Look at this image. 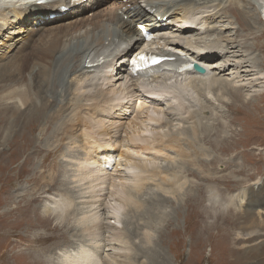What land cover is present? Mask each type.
Instances as JSON below:
<instances>
[{"label":"bare ground","instance_id":"6f19581e","mask_svg":"<svg viewBox=\"0 0 264 264\" xmlns=\"http://www.w3.org/2000/svg\"><path fill=\"white\" fill-rule=\"evenodd\" d=\"M29 1L37 7L42 8L26 9V6H24L26 2L24 1L0 0V56H4L5 53L10 54V56L16 55L23 44H27V41L29 39L31 40L32 33L41 32L46 28H57L58 30L63 29L64 33L60 39L51 41L45 49L42 48L41 44L35 46V52L40 51V53L42 55L44 54V56L46 55L47 58L45 59L43 56L39 59L36 57L35 59L33 58L31 66L29 65L30 70L27 68L29 70L28 74L25 73L28 78V82L26 83V100L15 102L18 104L21 103L24 105L22 108H26L25 104L30 100L32 101L33 106L27 111L28 114L25 115V120H38L40 115L37 112V108L41 105L42 108L46 109L42 117L47 116V118L55 116L54 113H58L57 115L61 118L69 112L73 113V110L83 109V111L87 113L86 116L88 115L92 117L93 120L97 116L96 114L102 115L104 111L108 114V118L113 117L117 119L116 121L97 118L96 120H98L100 125L102 124V129H107L102 132V129L94 126L96 130L98 129L97 131L100 130L102 132L99 136L93 135L91 130V132L85 131L86 134L83 139V144L85 146L84 153H86V156L78 157L77 161H74L70 167L67 165L70 168L69 170L72 171V173L69 174V177L71 178L68 179V182L70 180L73 187L75 189L78 188L79 196L84 199V201L77 199L80 202H83L84 208L81 209L79 214L84 215L78 216L75 219L77 225L82 227V230L80 229L79 231L86 234L88 241L87 244L92 240V236L96 233L95 230L100 232L103 221L100 219H106L107 221L110 220L112 225L115 226V223L120 221L119 217L123 213L125 205H128L127 208H129L130 212H133V217L136 216V219L139 216L138 211H145L148 220L153 219L155 216L157 206L159 208L165 203H168L171 199H174V204H177L175 209L179 208L183 201L188 208L187 212H189V216H192L194 210V201H192V197L194 193L192 191V193L183 192L182 195L184 197L187 196L184 201V197H180L179 192L183 188V185L186 184V179L177 187L175 184L180 181V177L183 176L182 173H185L187 176L192 175L193 177L198 178L196 175L198 171L197 169L201 165L202 169L205 171L204 174L209 175L211 169L209 170L207 168V163L213 164L214 159L217 156H211L213 159H210L208 162L205 161L206 159H198L197 156H204L206 150L201 147H192V141H190V139L187 140V138H181L176 133L155 136V138L149 140L151 137L146 135V133L150 132L148 126L152 127L154 125L153 123H157L158 125L156 124L155 127L159 129L161 128V123L172 121L170 115L167 114L166 116V113L165 121L160 120L157 115L149 114V109H152L153 112H156V110L159 109L161 110L162 102L165 100V102L167 104L170 103L176 111L174 116L176 114L182 122L186 123L190 120H197L195 110H190L191 106L197 105L195 103H189L190 101L195 102L191 91H193L194 88H197L198 90L196 94L201 92L204 93L207 90L210 91V93L217 91L219 94L220 91L217 89V86L222 87V93L219 94L220 97L218 99L222 104H225V107L227 108H231L232 104L231 102L224 101V99H226L225 94H232L234 99L242 103L245 102L247 104L250 102L237 93L236 90H241L245 85L251 87L253 77L258 79V84L264 83L263 80L261 81V79L264 78L263 66L256 65L258 64L257 62L255 65H246V62H248L246 59L250 53L244 55L243 60L239 59L241 55L238 59L232 60L234 64L231 65L230 63H224V61L223 63L217 61L214 63L211 62L212 59L220 57L222 54L226 53L225 51L230 49L233 44L231 43L230 37L222 34L221 29L216 27L221 21L222 23L226 22L224 21L223 14L228 16L227 19L232 18L230 14L224 12L226 7H229L231 11H228L231 12L235 19H238V21L241 22L239 24L242 29L252 26L251 21L253 19V14L250 10L249 12L251 14L247 11V9L251 8L248 0H110L111 3H109L108 6L96 9L93 13L92 11L87 13L86 9L93 4L99 3L100 0H56L45 5H37L34 1ZM256 4L257 10L259 9L264 13V10L261 8L262 6L258 4V1H256ZM210 8H213V10L210 11ZM83 12H85V14L81 15ZM102 12L103 14H100ZM216 12L221 14L218 16V21L215 20V25L212 26L210 23H212V16L216 14ZM41 22L44 23L43 26L34 25V23L37 24ZM138 26H143L146 31H150L153 34V40L143 43L141 41V28L139 29ZM216 29L219 31L216 32L217 37L214 43L210 44L208 42L207 44L197 45L196 47V37L197 40L199 38L202 39L203 36L201 35L208 36L214 30L216 31ZM173 30H176L177 34H171L170 32H173ZM9 34L16 36H11ZM43 38L45 39V37ZM202 40L207 41L205 38ZM125 42L128 43L125 45ZM254 46L258 47V44H254ZM108 50H114V52L103 63L96 66L88 65L87 61L89 57H95L99 53L108 55ZM165 50H169V52L173 54L177 53L176 55L181 58L184 57L198 62L203 68H205V72L200 74L195 70L187 69L181 71L166 70L153 73L148 77L137 76L134 74L131 69V62L135 56L144 52L153 53ZM225 55L226 54H224V57ZM236 56L237 54H231L232 58ZM10 60L12 61V59ZM5 62H0V64L2 65V63ZM12 64L13 63H11V65ZM216 65H218V67H212ZM6 66L7 65H5V70L7 68ZM10 66L9 68H12L13 65ZM104 69L105 71H103ZM230 69L236 70L234 75H238L234 78L226 79H222L219 76L221 73L224 74ZM30 75H32L31 78H29ZM195 80L197 81L196 85H194ZM221 80L225 85H222ZM16 87L15 84L14 87H10V89L12 88L11 91L16 93L18 91ZM188 87L191 88L190 92L187 90ZM194 92L196 91L194 90L193 93ZM247 92L249 91L247 90ZM207 95L209 94L207 93ZM183 97L189 101L188 104L183 102ZM205 97L207 99L206 101H209L210 107L212 105L210 98L207 96ZM177 100L181 102L178 104L172 102ZM133 103L136 104V112L126 124V128L123 131V137H125V139H122L120 142L122 149L120 152H117L119 149L117 142L116 144H112L109 140H111V138H115L114 140H116L117 137H120V131L125 125L124 122L120 121L127 118L128 112L133 111V109L128 111L131 107L126 108L127 106H125V104L132 105ZM18 104L16 105L17 108ZM170 105L168 108H170ZM3 106L1 108L5 109L7 105ZM170 110L172 111V109ZM180 110H187V116L182 117V114L179 112ZM114 111L116 113L112 114ZM94 113H96V116H92ZM217 115L221 116L220 114ZM91 120L89 125L92 123ZM194 123L195 126H190L193 138H198V140L202 139L200 141L209 143L213 148L216 147L217 150H220L221 153L236 151L238 147H241V144L242 146H245L240 138H235L232 142L227 139H221L219 136L212 138L211 132L206 125L200 123L196 124L197 122L195 120ZM165 124L162 125L165 126ZM39 125L41 126V131L48 129V125L45 121L39 122ZM107 125H109V127H107ZM65 128L66 127H57L55 130L60 129L62 133ZM108 129L109 131H107ZM159 130L157 134L160 132ZM199 130L202 133L201 137L198 136ZM188 131V129L184 128L182 133H187ZM240 134L241 131L235 135L237 136ZM103 135H106L107 137L103 138ZM163 136L167 137L164 138ZM92 142L97 143V145L91 146ZM69 143L71 144L72 142ZM72 144L74 145L75 143ZM184 145H187V147L190 148L185 149ZM103 150H107V157L105 160L99 161L93 159V156H97L98 153L102 155ZM168 150H173L181 159L187 158L185 161H190L191 164L195 165L196 170L195 168L187 167L183 169V172L180 171V175H178L177 172L173 171V168H163V170L148 166V161H151L153 157L173 159ZM192 154L195 156L192 157ZM101 155L98 157L101 158ZM219 160L220 159L217 161ZM246 170L245 165L242 163L237 169L233 168L230 173H236V175L239 173L244 174L243 182L245 183L248 179H251L250 177L256 176L255 173L258 172V168H256L255 171L253 170L252 172H247V174H245ZM204 180L210 182L215 181V183L223 185L222 187H219L220 189L216 190L219 197H222L223 193L230 191L233 187L231 184V176L229 175L205 177ZM256 184H260L259 188L256 187ZM151 185L160 188L161 192L159 195L156 193L157 195L154 194L152 199L147 197L148 199L140 201L138 196ZM174 185L175 187L172 188ZM117 186L124 187L125 190L121 191L119 187L116 189ZM204 187L206 186L196 185L197 191L200 195L205 193L203 190L205 189ZM103 189L105 190V194L103 193ZM193 189L194 188L192 187L190 190ZM106 195L109 196V198L107 197V200L106 198H103V196L106 197ZM260 195L261 202L258 203V208L259 205L262 206L264 204V181L259 179L254 186L241 187L238 192L230 196L228 201L229 206H234L235 201L252 205L254 201H258ZM56 202L61 203V201L52 198L51 203H53V205H51V208L52 206L55 208L54 205H57ZM80 204L81 203H79V205ZM210 205V209L213 211L215 210L219 212L221 210H227L226 207L224 208L221 206L219 200L212 201V204ZM81 206L82 205H80V207ZM76 207V209H78V205H76ZM103 208L108 209L104 210V212ZM263 209L264 208L261 210ZM232 210L234 211L235 209ZM242 211L246 210L243 209ZM140 214L142 213L140 212ZM245 215L248 217L246 219H252L254 224H260V221H263L264 223V217L261 219L255 217L254 210H247ZM160 218H162V216ZM219 218L229 221L225 215ZM237 227L240 229L238 225H236V228ZM74 232L76 233L75 230ZM144 232V237L146 238L145 241L148 242L150 235L148 231ZM253 232L258 231L253 230L250 231V233L245 234L248 238H244V234L239 232L238 239L236 240V242L248 243L247 246L243 247V250L240 248L241 253L247 255L246 264H253L256 261L259 263L264 262V242H259L258 240L257 243H253L254 240L260 237V235H251ZM109 233L111 234V243L116 244V242L120 241L119 231L115 233L109 231ZM126 236L127 235L125 234L124 237ZM94 244L95 243H93V245ZM148 246L149 245H140V247L144 248ZM149 248L151 249V246H149ZM114 249L117 250L116 248ZM97 253L99 254V248H97V246L90 249V246L89 248H86L85 245L80 244L75 247L74 253L70 252L68 254L70 257L68 259L72 262L74 259L72 256L76 255L77 258L80 256L81 263L87 262L86 264H101L102 259L100 260V256ZM105 255L107 257L109 256L108 254ZM71 257L73 259H71ZM160 257L161 256H159V258ZM77 260L79 261V259ZM158 264L161 263L159 262Z\"/></svg>","mask_w":264,"mask_h":264},{"label":"rangeland","instance_id":"374dc122","mask_svg":"<svg viewBox=\"0 0 264 264\" xmlns=\"http://www.w3.org/2000/svg\"><path fill=\"white\" fill-rule=\"evenodd\" d=\"M19 1L22 2L25 0ZM256 1H258V4L261 5V8L264 10V0ZM256 1L248 0L251 8L247 9V11L249 12L250 10L253 14V19L251 21L252 26L244 29L240 27L239 23L241 22H239L238 19H235L231 12L228 11H231V9L229 7L225 8L226 10H224V12L230 14L232 18L227 19L228 16L223 14L224 21L226 22L222 23L221 21L218 24L216 22V27L221 29L222 34L230 37L231 43H233V49L230 47V49L225 51V57L224 54H222L220 57L212 59V63L216 61L223 63L224 61V63H230L231 65L234 64L232 60L238 59L240 55L241 57L239 59L243 60L244 55L250 53L247 56L246 60L248 62H246V65H255L257 62L258 64L256 65H261L264 68V13L259 9L257 10ZM109 3H111L110 0H100L99 3L89 6L86 9L87 13L90 11L93 13L94 10L106 7ZM24 6H26V9L42 8L30 3L29 0ZM209 10L212 11L213 8H210ZM83 14H85V12L81 15ZM100 14H103V12ZM220 14L221 13L216 12V14L212 16V23H210L212 26L215 25V20L218 21V16ZM34 25L43 26L44 23H34ZM217 31L219 30H214L208 36L201 35L203 36L202 39L205 38L207 41L200 38L197 40L196 37V47L197 45H204L208 42L210 44L214 43L216 41ZM41 32L32 33L31 40L29 39L27 41L28 45L26 43L23 44L20 48L21 51L19 49L16 55L10 56V54L5 53L4 56H0V62H5V60L7 62V64L6 62L2 63L3 67L0 64V264H78V262L79 264H86L87 262H80V256L79 258H77L76 255L72 256L74 259L71 257V259H73L72 262L74 263L68 259L70 258L68 254L70 252L74 253L75 247L80 244L85 245L86 248H89L90 246V249L97 246V248H99V254H97L100 256V260L102 259L101 264H158L159 262L161 264H246L247 255L242 254L240 248L243 250V247L247 246L248 243L236 242L238 239L237 237L239 236L238 233L242 232L244 238H248L245 234L250 233V231L253 230L258 231L253 232L251 235H260L261 239L259 237L254 240L253 243H257L258 240L259 242H264L263 221H260V224H254L252 219L247 220L246 218L248 217L245 215L247 210H254L255 217L261 219L264 217V209L261 210L264 208V204L262 206L259 205L258 208V203L261 202V195L258 197V201H254L252 205L235 201L234 206H229L228 201L230 196L238 192L241 187L254 186L259 179L264 181V83L258 84V79L251 75L253 77L251 87L245 85L241 90H236V92L242 95L247 101H250L247 104L234 99L232 94H225L226 99H224V101L231 102V108L225 107V104H222L218 99L220 97L219 94L222 93L221 86H217V89L220 91L219 94L217 91L210 93V91L207 90L204 92L205 95L203 92L196 94L198 90L197 88L193 89V91H196L194 93L190 90L191 88H187V90L189 92L191 91V94H193L192 96L194 97L195 102H189L185 97H183L184 99L182 98V100L185 104H188V102L190 104H197L190 107V110H195L197 114V120L194 119L197 122L196 124L200 123L206 125L211 132L212 138L219 136L221 139H227L230 142L235 138H240L241 142L245 144V146H242L241 144V147H238L236 151H231L229 153H221L216 147L213 148L209 143L200 141L202 139H194L190 130V126H195L194 120H190L186 123L179 120V117L176 114L174 116L176 111L170 103H168L170 105V108H168L169 105L165 100L163 101L165 103L162 102L161 110L159 109L156 110V112H153L152 109H149V114L157 115L160 120L165 121V113L166 116L167 114L170 115L172 120L169 122L167 121L168 123L165 122L166 124L164 122L161 123L160 130L155 127L157 123H153L154 125L152 127L148 126L150 132L146 133V135L151 137L149 140H152L155 136L176 133L181 138H187V140L190 139V141H192V147H201L206 150V156H197L198 159H206L205 161L208 162L210 159H213L211 156H217L214 159L213 164L207 163V168L209 170L211 169L209 175L204 174L205 171L202 169L201 165L197 169L198 171L196 175L198 178L193 177L192 175L187 176L185 173H182L183 176L180 177V181L175 184L177 187L186 179V184L183 185V188L179 193L180 197L183 196V192L194 193L192 197V201H194L193 214L192 216H189V212H187L188 208L183 201L180 204L181 206L175 209L177 204L175 205L174 199H171L163 206H160L159 208L157 206V211H155L158 215L155 214V218L153 217V219L147 220L145 211H140L142 214L138 211L141 218L138 216L137 220L136 216H134L135 218L133 217V212H130L129 208H127L128 205H125L124 211L120 216L121 218L119 217L120 221H118V223L116 222L115 226L112 225L110 220L107 221L106 219H100L103 220L102 228L100 229V232L95 230L96 233L92 236L93 241H89L91 244L88 243V246L86 234L79 231L80 229L82 230V227L77 225L75 219L78 216L84 215L79 214L81 209L84 208L83 202L80 201H84V199L79 196L78 188L76 187L77 189H75L70 180L68 182V179L71 178L69 177V174L72 173V171L69 170V167L74 161H77L78 157L86 156V153H84L85 146L83 144L86 132L91 130L92 132H90L93 135L99 136L107 129L103 128V130L101 127L102 124L100 125L96 119L105 118L116 121L117 119L113 117L108 118V114L104 111L102 115L94 113L92 116H97L93 120L92 117L88 115L86 116L87 113H85L83 109L73 110V113L69 112L70 114H65L61 118L57 115L58 113H54L55 116L47 118V116L42 117L46 109L42 108L41 105L37 108V112L40 115L38 120H25V115L28 114L27 111L33 106L32 101L30 100L25 104L26 108H22L24 105L21 103L18 104L15 102L26 100V83L28 82L26 74H28L30 70L33 58L35 59L36 57L39 59L42 58V56L45 59L47 58V56H44V54L42 55L40 51H37L39 54L35 52V46L41 44L42 48L45 49L51 41L60 39L64 33L63 29L58 30L57 28H46ZM170 33L173 35L174 33L177 34L176 30H173V32L171 31ZM9 35L16 36L13 34ZM43 37H45V39ZM253 43L258 44V47H255ZM231 54H237V56L232 58ZM17 56H20L21 58ZM10 59H12V61ZM11 63H13L12 65L14 67ZM5 65H7L6 70ZM10 65L13 69L9 68ZM212 67L215 68L218 67V65ZM103 71H105V69ZM235 71L236 70L234 69H230L228 72L224 74L221 73L219 76L222 79L234 78L238 75H234ZM31 77L32 75L29 76V78ZM262 80L264 81V78L261 79V81ZM14 84L15 87L18 86L16 87L18 89L16 93L11 91L12 88L10 89V87H14ZM196 84L197 81L195 80L194 85ZM222 85L225 84L222 82ZM247 90L249 92H247ZM207 93L209 95H207ZM205 96L210 98L212 104L210 107V103L209 101H206L207 99ZM172 102L178 104L181 101L177 100ZM17 104L18 108L16 107ZM3 105H7L5 109H3ZM2 106L3 108H1ZM125 106H127L126 108L131 107L128 111H131L132 109L133 111L128 112L127 118L120 121L125 123L120 131V137H117L116 140H114L115 138L109 140L112 144H116L117 142V146H119L117 152H120L122 149L120 142L122 139H125V137H123V131L126 128V124L136 112L135 103L132 105L125 104ZM170 109H172V111ZM115 111L112 114L116 113ZM179 112L182 114V117L187 116L188 114L187 110H180ZM217 114H220L221 116H218ZM90 120L92 121L91 125H89ZM44 121L47 123L48 129L41 131L39 122ZM162 124H165V126ZM94 126L102 129V132L100 130V132L97 131L98 129L96 130ZM57 127L66 128L61 133L60 129L55 130ZM107 127H109V125H107ZM184 128L189 131L187 133H182ZM109 129L107 131H109ZM158 130L160 131V135L159 133L157 134ZM240 131L241 134L236 136L235 134ZM198 136H202L200 130ZM104 137L107 136L103 135V138ZM163 137L166 138L167 136ZM69 142L75 144L73 145ZM95 145H97V143H91V146ZM184 148L189 149L190 147L184 145ZM168 152L173 159L153 157L151 161H148V166L158 169L173 168V171L177 172L178 175H180V171L183 172V169L187 167L195 168L196 170L195 165L191 164L190 161H185L187 158L181 159L173 150H168ZM106 153L107 150H103L102 155L98 153L97 156H93V159L99 161L105 160L107 157ZM61 155H64L65 157H62ZM99 155L102 157H98ZM194 156L195 155L192 154V157ZM218 159L220 160L217 161ZM242 163L247 169L245 174H247V172H252L253 170L255 171L256 168H258V172L255 173L256 176L250 177L251 179H248L245 183L243 182L244 174L239 173L236 175V173H230L233 168L237 169ZM218 175H229L232 180V189L223 193L222 197H219L216 191L220 189L219 187L223 186L222 184H217L215 181L210 182L204 180L205 177H218ZM175 185L172 188H174ZM196 185L206 186L204 187L205 189H203L205 192L203 195L199 194ZM259 186L260 184H256V187L259 188ZM118 187L121 191L125 190V188L121 186H117L116 189ZM192 187L194 189L190 190ZM160 192V188L151 185L146 188L138 198L140 201L148 198L152 199L154 194L159 195ZM103 193L105 194L104 189ZM107 197L109 198L108 195H106V197L103 196L106 200ZM186 197L187 196L184 197V201ZM52 198L61 201V203L58 202L59 204L56 202L58 206L54 205L55 208L53 206L51 208V205H53V203H51ZM214 200H219L221 206L224 208L226 207L227 210H221L219 212L211 210L210 204H212V201ZM79 203H81L80 205L83 207H80ZM76 205H78V209H76ZM231 208L235 210L233 211ZM107 209L103 208V211ZM243 209L246 211H242ZM224 215L227 216L229 221L219 218ZM161 216L162 218H160ZM236 225H238L240 229H238V227L236 228ZM117 230L120 233V241L113 244L110 241L111 234L109 231L115 233L118 232ZM144 231H148L150 235L148 242L145 241L146 238L144 237ZM125 234L127 235L126 237H124ZM92 242L95 244L93 245ZM140 245H149L151 246V249L149 246L144 248L140 247ZM105 254H108L109 256L107 257ZM159 256L161 257L159 258ZM77 259H79V261ZM253 264H264V262L259 263L256 261Z\"/></svg>","mask_w":264,"mask_h":264},{"label":"water","instance_id":"95a60500","mask_svg":"<svg viewBox=\"0 0 264 264\" xmlns=\"http://www.w3.org/2000/svg\"><path fill=\"white\" fill-rule=\"evenodd\" d=\"M193 68L196 72H198L200 74L205 72V69L196 63L193 65Z\"/></svg>","mask_w":264,"mask_h":264}]
</instances>
